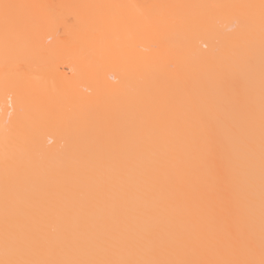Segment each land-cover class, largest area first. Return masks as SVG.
<instances>
[{
    "label": "snow or ice",
    "instance_id": "obj_1",
    "mask_svg": "<svg viewBox=\"0 0 264 264\" xmlns=\"http://www.w3.org/2000/svg\"><path fill=\"white\" fill-rule=\"evenodd\" d=\"M63 7L0 0L5 81L37 54L40 19ZM135 7L148 31L162 33L199 21L185 9L221 6ZM228 7L240 12L241 32L209 71L230 79V93L201 86L169 118H133L119 140L86 143L63 168L38 156L25 101L9 102L0 129V264H264V0Z\"/></svg>",
    "mask_w": 264,
    "mask_h": 264
},
{
    "label": "bare ground",
    "instance_id": "obj_2",
    "mask_svg": "<svg viewBox=\"0 0 264 264\" xmlns=\"http://www.w3.org/2000/svg\"><path fill=\"white\" fill-rule=\"evenodd\" d=\"M10 2L66 6L40 19L33 36L34 57L10 70L7 81L0 67V129L6 112L12 110L9 102L18 107L23 99L28 123L38 130V156L46 166L59 169L86 143L108 146L119 140L133 118L137 123L169 118L185 103L186 94L199 93L201 86L230 93V79L209 71L241 32L240 12L228 6L259 0ZM178 4L221 7L185 9L184 15L199 21L162 33L148 31L143 10L135 7ZM152 11L160 15L171 10ZM93 18L95 23L90 22ZM233 24L235 30L228 31ZM89 60L94 62L91 68ZM170 62L175 71L167 70ZM211 195L215 201V194Z\"/></svg>",
    "mask_w": 264,
    "mask_h": 264
}]
</instances>
